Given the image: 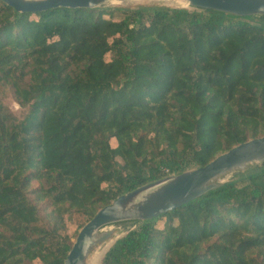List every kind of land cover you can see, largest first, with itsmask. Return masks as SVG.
Returning <instances> with one entry per match:
<instances>
[{"label":"trees","instance_id":"16d2710c","mask_svg":"<svg viewBox=\"0 0 264 264\" xmlns=\"http://www.w3.org/2000/svg\"><path fill=\"white\" fill-rule=\"evenodd\" d=\"M261 136L264 15L0 0V264H65L70 216ZM124 222L102 264H264V162Z\"/></svg>","mask_w":264,"mask_h":264},{"label":"water","instance_id":"95a60500","mask_svg":"<svg viewBox=\"0 0 264 264\" xmlns=\"http://www.w3.org/2000/svg\"><path fill=\"white\" fill-rule=\"evenodd\" d=\"M18 12L39 13L58 8H95L109 0H4ZM192 8L233 16L264 15V0H185ZM264 162V136L233 146L208 164L162 178L118 196L102 207L80 229L65 264H87L96 247L107 245L114 232L103 231L109 224L150 220L174 210L209 191L224 178ZM110 248V247H109ZM105 252H107L109 250Z\"/></svg>","mask_w":264,"mask_h":264},{"label":"rangeland","instance_id":"374dc122","mask_svg":"<svg viewBox=\"0 0 264 264\" xmlns=\"http://www.w3.org/2000/svg\"><path fill=\"white\" fill-rule=\"evenodd\" d=\"M174 3V4H172ZM139 4H160V5H166V6H171V7H185V8H192L190 4L187 2L185 4H177L174 0H145V1H140V2H131L129 0H109L105 6H122V7H129V6H135ZM116 17H118V14H116ZM111 57L110 54L107 55V58L109 59ZM4 96L2 97V101L9 106L11 111L19 118L22 119L26 112L27 109L22 108L15 100V97L13 96L11 90H6L5 93L3 94ZM232 175L226 176L224 178V181L228 180L231 178ZM164 220H161L158 222V227H162L164 225ZM84 218L77 216V215H72L69 218L66 219V225H67V233L72 236V241L74 243L76 237L78 236V233L80 229L83 227H79L82 223L85 224L86 222H83ZM88 222V221H87ZM136 225L130 222H118V223H113L105 226L103 228V231H109L112 230L114 232L112 238L108 241V244L110 243L111 247L116 240L119 238L123 237L129 229L135 228ZM105 244L98 246L95 248V250L91 253L89 256L87 264H102L103 257L106 252L103 253L102 257L98 260V255L102 252L104 249ZM108 247V248H109ZM100 262H98V261Z\"/></svg>","mask_w":264,"mask_h":264},{"label":"bare ground","instance_id":"6f19581e","mask_svg":"<svg viewBox=\"0 0 264 264\" xmlns=\"http://www.w3.org/2000/svg\"><path fill=\"white\" fill-rule=\"evenodd\" d=\"M129 1H131V2H140V1H145V0H129ZM177 4H185V3H187V1H185V0H174ZM172 4H174V3H172ZM110 246V243L109 244H107L106 246H104V249L102 250V252L98 255V260L102 257V255H103V253L107 250V248ZM97 260V261H98ZM99 262V261H98ZM100 263V262H99Z\"/></svg>","mask_w":264,"mask_h":264},{"label":"built area","instance_id":"2783aa9c","mask_svg":"<svg viewBox=\"0 0 264 264\" xmlns=\"http://www.w3.org/2000/svg\"><path fill=\"white\" fill-rule=\"evenodd\" d=\"M171 176V175H170Z\"/></svg>","mask_w":264,"mask_h":264}]
</instances>
